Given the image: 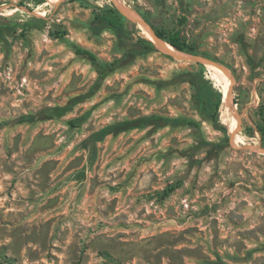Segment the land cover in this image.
I'll return each instance as SVG.
<instances>
[{"label":"rangeland","instance_id":"374dc122","mask_svg":"<svg viewBox=\"0 0 264 264\" xmlns=\"http://www.w3.org/2000/svg\"><path fill=\"white\" fill-rule=\"evenodd\" d=\"M107 6L126 17L130 41L183 29L193 55L223 66L226 80L211 72L215 62L155 40L158 50L111 73L67 115L13 123L91 90L98 75L77 47L122 55L114 32L94 26ZM202 69L224 87L229 143L180 76ZM262 104L264 0H0V264H264ZM154 113L200 127L109 135L90 161L82 143L92 132Z\"/></svg>","mask_w":264,"mask_h":264},{"label":"trees","instance_id":"16d2710c","mask_svg":"<svg viewBox=\"0 0 264 264\" xmlns=\"http://www.w3.org/2000/svg\"><path fill=\"white\" fill-rule=\"evenodd\" d=\"M188 20V16L184 15L181 22ZM96 31L111 30L117 36L119 43L122 46V55L112 60H102L93 51L77 47L76 51L79 54L85 55L93 64L97 72V80L94 86L88 93L79 94L71 97L67 103L46 108L37 113L22 114L12 120L15 124L30 123L36 121H45L55 118H60L73 111L74 108L84 101H86L93 93H95L101 86L102 82L113 72L132 63L137 58L152 53L157 49L154 36L138 37L136 40H131L130 31L127 27L126 17L120 12L116 6H107L102 9V13L95 19ZM155 35L161 39L163 47L167 48L166 43L170 44L174 49L181 52L198 54V46L193 42L188 35L181 28L165 29L154 27ZM164 40V41H162ZM211 58L210 56H207ZM214 59V58H212ZM215 60V59H214ZM202 67L204 68L203 64ZM205 69V68H204ZM183 72L180 76L185 77L184 80L191 82L194 87V100L196 109L204 120L211 122L219 130L225 134L226 142H230V135L226 126L220 124V112L223 105L224 87H214V81L206 76L205 70ZM213 79H216L212 77ZM217 80V79H216ZM218 81V80H217ZM219 82V81H218ZM89 112L80 117L70 120L73 126L78 125L85 120ZM259 115L261 116L262 124H259V130L264 136V104L260 105ZM189 125L192 127H200V122L196 119L186 117H169L161 114L142 115L135 118H128L109 123L102 128L92 132L83 140V147L90 152V161L93 162L97 156V143L105 140L109 135H119L123 132H128L138 128H146L152 126L153 128H161L167 125ZM222 146V143H217ZM169 193V191H166Z\"/></svg>","mask_w":264,"mask_h":264},{"label":"water","instance_id":"95a60500","mask_svg":"<svg viewBox=\"0 0 264 264\" xmlns=\"http://www.w3.org/2000/svg\"><path fill=\"white\" fill-rule=\"evenodd\" d=\"M151 32H152V34H153V36H154V40H153V41L158 40V41L160 42L161 39H159V38L155 35L153 29L151 30ZM174 48H175V47H174ZM178 51H179V50H178ZM184 53H185V54H181V55H182V57H183L185 60L198 61V62H201V59H207V60H210V59H208V58L199 57V56H196V55H193V54H190V53H186V52H184ZM210 61L215 62V61H213V60H210ZM201 63H202V62H201ZM215 63H216L218 66H220L223 70H225V68H224L223 66H221V65L218 64L217 62H215Z\"/></svg>","mask_w":264,"mask_h":264},{"label":"bare ground","instance_id":"6f19581e","mask_svg":"<svg viewBox=\"0 0 264 264\" xmlns=\"http://www.w3.org/2000/svg\"><path fill=\"white\" fill-rule=\"evenodd\" d=\"M201 61L210 62L208 60H201ZM210 70L215 76L222 77L224 81L226 80L227 72L223 70L220 66H218L216 63L210 66Z\"/></svg>","mask_w":264,"mask_h":264}]
</instances>
